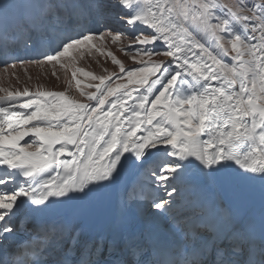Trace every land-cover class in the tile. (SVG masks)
Here are the masks:
<instances>
[{
	"label": "snow or ice",
	"instance_id": "6c2138e0",
	"mask_svg": "<svg viewBox=\"0 0 264 264\" xmlns=\"http://www.w3.org/2000/svg\"><path fill=\"white\" fill-rule=\"evenodd\" d=\"M21 7L0 3L5 55L9 42L22 37L36 47L49 29L71 23L55 7L10 28V10ZM90 7L107 31L66 35L43 60L29 61L51 65L53 76L57 66L70 69L68 84L75 81L83 101L68 89L0 87L7 104L0 106V233L14 231L16 209L26 203L18 198L47 206L51 197H89L131 159L153 182L145 197L152 211L138 223L122 221L110 264H264V198L258 216L219 195L176 199L180 181L196 191L257 181L264 189V0H96ZM97 54L118 71L76 66ZM77 74L98 81L85 85L94 91H84ZM161 231L183 242L182 261L147 259L167 248L149 245Z\"/></svg>",
	"mask_w": 264,
	"mask_h": 264
},
{
	"label": "bare ground",
	"instance_id": "6f19581e",
	"mask_svg": "<svg viewBox=\"0 0 264 264\" xmlns=\"http://www.w3.org/2000/svg\"><path fill=\"white\" fill-rule=\"evenodd\" d=\"M79 1L80 0H66L64 2V0H56V2L52 3L50 6V8H59L61 19L65 21H68L69 18L71 19V23L68 25L66 31H53L49 29L48 34L40 40L36 47H25L22 42V37H20L16 43L9 42L6 55L3 44L0 43V62L6 60V62H12L20 59L25 60L34 55L39 56L46 52L48 47L50 51L53 50L59 41L66 35H75L78 32L95 31L102 28L103 24L102 26H99V24L102 20L106 23L105 18L97 15L96 10L90 7V5H92L91 3H89L88 6H83L84 4H80L81 1ZM33 2L34 1L28 5L37 6ZM37 8L39 9V13L44 12L45 7L43 5L37 6ZM24 14L28 15L29 20H39V15L34 11H26ZM16 22L17 21L13 22V27ZM61 28H63V25H61ZM158 58L163 59V57ZM228 59H230V57L226 58V60ZM31 64L35 63H29L28 61L27 63L16 65L17 67H22L23 65L28 66ZM9 66L10 65L5 68H8V70L12 69ZM5 68H0V76L4 75L1 73H4L3 70ZM51 69L52 68L45 70L44 73L49 72ZM55 71L59 73L57 68ZM48 78L51 88L46 85H41L44 89L57 91L68 89L69 95L79 99L75 89H72L71 86L66 85L63 87L62 85L56 84L53 81V75L51 73ZM61 78L62 76L59 77V79ZM36 86L38 85L29 88L34 91L37 88ZM0 106H7V104L4 101H0ZM28 139V137L25 138V140ZM21 143H24V141ZM69 158L70 157H62V159ZM3 167L4 166H0V169H3ZM45 178H47V176H45ZM105 183V188L83 199L70 193L69 196L73 197L71 199L68 197L49 198L47 206H36L30 202L32 218L30 225H34L32 229H37L38 225L44 221L52 225L50 232L52 234H50L48 238L42 239L38 234L32 236V243L34 242L39 246V251L37 253L39 257L34 264H50L51 262L55 263L57 261L62 262L67 253L71 254L75 264H86L89 260L94 261V257L97 253H101L104 250H106V252L112 250V243L117 240L123 219L128 218L138 223L148 215L147 212H150V208L148 207V200L145 197L151 191L149 185L153 182L147 178L144 171L139 169L131 159L126 161L122 168H119V174L116 175L114 182L111 184ZM22 186L26 185L22 184ZM178 186L181 187V197H177L176 199H182V202L194 201L197 196L207 197L210 195H219L227 203H235L238 205L243 212L255 213L257 216L259 214L262 198H264V189H262L258 181L246 183L239 187H217L201 184L200 191H196L192 187L191 181H180L178 182ZM2 188L3 185H0V189ZM115 194L118 197L117 210L112 208V199ZM24 198L25 197L18 198V202ZM15 222L16 221L13 219L12 225H14ZM160 222L163 223V221ZM159 236L170 237L168 240V244L170 245L168 251L172 252V254L175 253L171 250L172 246H176L177 243L182 242L177 237L167 232L161 231ZM105 241H107L109 245L106 249ZM152 244L153 242L150 240L149 245Z\"/></svg>",
	"mask_w": 264,
	"mask_h": 264
},
{
	"label": "rangeland",
	"instance_id": "374dc122",
	"mask_svg": "<svg viewBox=\"0 0 264 264\" xmlns=\"http://www.w3.org/2000/svg\"><path fill=\"white\" fill-rule=\"evenodd\" d=\"M32 1H34L33 3L35 5H37V6L43 5L45 7L44 12L39 13V9L37 8V6L28 5ZM65 1L66 0H64V2ZM80 1H79L80 4H82V5L84 4L83 6H88L89 3L94 4L96 2V0H88V1L87 0L86 1L85 0H80ZM3 2H5V0H0V3H3ZM8 2L9 3H13V4L23 5V7L19 8V9L10 10V12H9V26L11 28V27H13V22L14 21H17L20 18H24V19L28 18V15L24 14L26 11H34L36 14L39 15V18H40L41 16H43L50 9L51 4L55 3L56 0H8ZM102 24H103V26H102ZM99 26H102V28H100L99 30L92 31V32L98 34V33H102V32H105V31L108 30L105 27V22H103V20L100 21ZM121 31H123V29ZM130 39L131 38L128 35H124L122 37V44L124 45L125 49L129 48ZM209 43H211V41H209ZM108 47H109V49L111 51H113V53L118 58H120L121 60H123L125 62L126 67H131L132 66L133 62L130 59L129 55H127L125 52L120 51L118 45L111 44V42L108 41ZM136 50H137L136 47L132 46V54H134ZM49 51L50 50H49V47H48V50L46 52H44V53H50L51 51L50 52ZM42 54H40L39 56L38 55H34V56H31V57H28L25 60L24 59H20V60H15V61H12V62H6L7 60L6 61H1L0 62V68L3 69L6 66L12 65V64H15V65L19 64L20 65V64H23V63H27L28 61H34L36 59L43 60L44 57H43ZM76 66L77 67H82V68H84L87 71H92L94 74H97V75H100V74L107 75V73L104 72L105 68L108 69V72L118 71L116 66L111 64L110 58H107V57H104V56H100L98 54L96 56H93V57H87L85 59L79 60L77 62ZM49 68H52V66L51 65H45L43 67H40V66H37L36 64H31V65H28V66H25V65H23L22 67L19 66V67H17V69L15 68L14 70H12V69H9L8 71L3 70L4 73H1V74L2 75L4 74V75L0 76V80H1L0 81V87H7V88L10 87L9 89H20V90H22L25 86L33 88L34 85H38V86L46 85L47 87L51 88V84H49V78L48 77H50V73H52V69L49 72L44 73V71L49 69ZM56 68H57V70H59V73L56 72L57 76L58 77L62 76V78L61 79H57V76H53V81L56 84L62 85L63 87L66 86V85H69L68 81L71 79V70L70 69H61L59 66H57ZM12 73H15V75H13ZM29 76H31L30 80L28 78ZM17 77H19V79H17ZM77 78L82 81L81 88H83L84 91H86V92L94 91V89L86 88L85 87L86 84H88V83H98V81H90L88 78H85V77L81 76L80 74H77ZM71 88L75 89L76 95H77V97L80 100L83 101L85 99L84 97H81L79 95V90H77L76 87H75V81H71ZM1 94L4 95V93L0 92V95ZM150 211H151V209H150ZM147 214H148V212H147Z\"/></svg>",
	"mask_w": 264,
	"mask_h": 264
}]
</instances>
